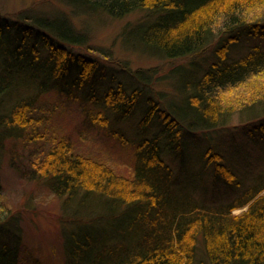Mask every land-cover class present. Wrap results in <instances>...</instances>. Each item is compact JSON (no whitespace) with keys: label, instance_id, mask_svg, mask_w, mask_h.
<instances>
[{"label":"trees","instance_id":"obj_1","mask_svg":"<svg viewBox=\"0 0 264 264\" xmlns=\"http://www.w3.org/2000/svg\"><path fill=\"white\" fill-rule=\"evenodd\" d=\"M64 1L78 14L121 18L142 13L145 19L129 23L119 34L123 47L142 46L173 65L170 75L160 77L158 71L131 70L115 59L137 87L117 83L86 96L97 110L85 116L95 124L140 111L145 136L130 146L135 157L132 177L77 151L64 135L53 140L48 152L29 160L35 179L66 197V205L89 198L91 192L115 201L98 212L105 217L95 223L93 234L77 228L74 236L67 233L69 247L79 248L68 264H200V254L210 264H264V170L239 195L219 203L176 187L174 169L160 156L163 149L181 155L186 138L199 133L206 143L197 158L206 162L200 174L211 176L196 180L190 175L188 184L195 189L198 185L206 195L217 185L224 190L245 183L240 166L249 153L238 141L241 130L253 136V151L264 156V102H252L257 106L247 111L237 108L254 100L237 92L264 78V50L225 59L244 36H264V0ZM82 29L61 15H21L11 21L0 13V132L23 131L32 122L31 107L61 82L79 86L104 71L100 56L110 55L97 49L89 54V34ZM211 56L217 58L209 60ZM157 78L174 82L178 100L166 104L161 96L153 97L149 86ZM150 125L153 137L146 132ZM243 207H248L246 212L234 213ZM5 228L0 226V264H19L21 241ZM7 237L13 239L10 245Z\"/></svg>","mask_w":264,"mask_h":264},{"label":"rangeland","instance_id":"obj_2","mask_svg":"<svg viewBox=\"0 0 264 264\" xmlns=\"http://www.w3.org/2000/svg\"><path fill=\"white\" fill-rule=\"evenodd\" d=\"M0 13L6 15L11 21H15V18L21 15L24 17L33 15L66 16L71 19L74 25L80 29L83 28L82 30L89 34L88 47L86 48L89 54H91L89 49L91 51L97 49L111 57L104 59L105 56H100L101 64L105 69L104 71L99 70L89 81L79 86L73 85L72 81H70L71 83L61 82L66 85L62 84L53 91L43 94L31 107L30 116H33V119L29 125L23 128V131L4 132L2 130L0 132V194L2 195L0 198V226L3 227V230L6 229L5 227L10 228L11 234L16 233L17 238L21 241L19 264H68L72 254L77 253L79 248L72 247L71 249L69 247L67 233L72 231L71 236H74L77 228L79 232L87 229V231L91 230L93 234L95 223L101 221V215L105 214L98 212L106 210L105 206L113 205L115 201L98 192H91L92 195L89 198H80L83 200L82 202L75 199L66 205V197L57 196L45 183L35 179L36 174L32 170L29 160L34 161L48 152L53 140L57 136L64 135L71 139L77 151L108 164L121 175L132 177L135 157L134 146H130L143 138L144 135L140 130L142 128L140 111H134L133 115L126 119L111 117L107 120L102 118V121H107L101 125L95 124L92 123L93 119L88 118L87 120L85 116L91 109L97 110L86 96L94 91H103L117 83L137 87L134 85L136 84L135 79L120 72V66L118 61H114L115 59L127 65L131 70L144 69L154 71L153 73L158 71L160 77L170 75L173 65L155 51L142 46L126 45L123 47L119 34L129 23L145 19L144 15L139 12L121 18H113L99 12L91 13L92 15L78 14L73 12L64 0H0ZM12 31L16 33L17 27L14 26ZM252 49L264 50V36H244L240 41L232 44L225 59L240 58ZM214 58L217 57L211 56L209 60ZM248 84L238 90L237 94L254 100L239 103L237 108L242 107V111L256 107L257 104L251 106L254 101L264 102V78L252 80ZM149 87H151L149 91L153 97L161 96L166 104L168 101L172 102L173 99L178 100V91L173 90L174 82H170L168 79L157 78ZM146 88L141 89L146 91ZM145 97L146 92L143 98ZM245 104L246 108H244ZM227 107L230 108L229 105ZM234 120L238 123L245 121L241 118ZM154 129V125H150L146 129L148 136L153 137ZM39 134L42 137L38 136L33 141L31 140ZM192 135L194 136L186 138L185 149L182 150L181 155H178L174 150L163 149L160 156L166 164H170L174 169V173L177 175L175 186L181 187L180 190H189L194 197L205 196L219 203H227L247 188V185L253 184V177L264 170V156H258L253 151V136L245 133V129H243L237 134V137L243 149L249 153L243 166H240V172L245 173L242 178L245 183L241 188L227 187L224 190L221 189V185H217V190L213 194L211 192L206 195L197 188L198 185L195 189V185L192 184L190 187L188 184L190 175H195V179L200 175L207 176L208 179L211 176L208 172L200 174L206 162L197 161L206 143L199 133L194 132ZM257 137L259 138L260 135ZM161 139L164 140V137ZM217 139L220 140V137ZM259 140L261 139L257 141ZM226 149L223 152H226ZM227 151L229 154L228 149ZM234 157L237 161V154ZM234 157L232 156V158ZM79 208L84 212L76 213ZM247 209L248 207L239 208L234 213L242 214ZM93 211L94 213H92ZM11 242L13 239H9L5 243L10 245ZM199 257L200 264H210L203 254H200Z\"/></svg>","mask_w":264,"mask_h":264}]
</instances>
